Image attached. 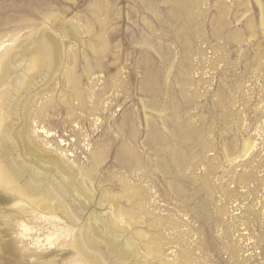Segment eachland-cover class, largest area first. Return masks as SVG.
I'll return each instance as SVG.
<instances>
[{
  "label": "rangeland",
  "instance_id": "obj_1",
  "mask_svg": "<svg viewBox=\"0 0 264 264\" xmlns=\"http://www.w3.org/2000/svg\"><path fill=\"white\" fill-rule=\"evenodd\" d=\"M100 1L0 0V56L23 40L34 47L41 31L63 52L55 72L44 71L18 101L46 115L33 118V129L55 134L31 133L24 159L86 195L69 201L83 210L71 227L19 213L18 197L0 187V264H75L69 243L83 226L104 264H264V0H185L182 16L165 0ZM71 26L76 37H64ZM71 70L86 97L74 117ZM246 141L255 147L244 156ZM124 145L139 163L129 171L118 161ZM132 186L144 190L139 201L129 199ZM133 206V226L116 219ZM105 224L120 232L106 233ZM56 227L64 236L51 247L46 236ZM153 242L164 255L152 253Z\"/></svg>",
  "mask_w": 264,
  "mask_h": 264
},
{
  "label": "bare ground",
  "instance_id": "obj_2",
  "mask_svg": "<svg viewBox=\"0 0 264 264\" xmlns=\"http://www.w3.org/2000/svg\"><path fill=\"white\" fill-rule=\"evenodd\" d=\"M102 1H100V2H102ZM107 3H109V2L107 1ZM144 3H146V2H144ZM164 3L170 4L171 7L174 6L173 7L174 9L173 8L172 9L174 11L175 16H178V15L182 16L184 11H186L188 9L187 8V1H185V0H165ZM101 4H103V2ZM101 6H97L98 7L97 9L99 10V7H101ZM107 8H109L108 4H107V6L101 7V9H100L102 12L101 14H107L108 13ZM92 25H93V23H90V22L88 23L89 27H92ZM62 32L64 34V37H69L71 35H72V37L73 36L76 37V35L73 34V33H76V28H74V26H71L69 31L64 30ZM45 33L46 32H44V31H41L39 33V36L37 38L38 39L37 42H32L34 44V47H32L31 46L32 44L30 43V46H31L30 49L33 48V51H31L29 49V45L24 46L25 42H23L24 41L23 40L21 42L23 43L24 47L21 46L22 44L20 45L18 43L19 46H17V44H16L15 47L13 46L11 51L5 52V54L0 56V86H2L1 82L5 80L3 83V85L5 86V91L0 93V187L5 188L6 191L13 193L14 195H16L18 197L17 199L19 201V205L21 204V207L18 210L19 213H21V214H29L30 213V214H33L35 216L34 217L35 219L44 220V221L50 222V223H52V222L57 223V222H60L61 219H64L66 222H68L71 225V227H73L75 225L77 217L80 215V213H82L83 210L81 207V208H77V209H79V211H77V209L74 208V206H72L69 201L71 198L75 197V194L78 195V197H86V195L83 194L80 186H78L76 184H72L71 179L65 178V177H57V178L51 179L49 169L42 168L41 163L39 161L34 162L33 164H29L24 159L25 154L29 153V151L31 150L30 143H29V138H30L31 133L33 135H39L40 133L41 134L45 133L47 138H52L53 135H55V134L52 135V133H49L48 130H46V131H48V132H46V131H42V130L39 131V129H37V128H36V130H35V128L33 129V127H32V123L34 120L33 118H35V119L43 118L44 120H46V117H45L46 115H44V113H42V115H41V112H40V114H38L37 109H36V113H35L36 115H33L31 112H29V108H28L29 101L24 103L25 102V100H24L22 102L21 106H19V103H18V101H20L22 95L30 89L31 85L36 82L37 78H39L43 74L44 71H47L48 74L55 72V69L57 66L56 63H58V61L56 62V60L58 59L57 57H58L59 53L60 54L63 53V52H60L61 48L57 44L56 36L51 35V34H49L48 36L46 34V36H44ZM100 39H102L101 40L102 43L99 42L100 45L102 44L103 48L106 47V41H105L104 37L101 36ZM28 50H30V53H27ZM28 54L29 55L32 54V56L29 57ZM59 59H61V58H59ZM66 61L69 62L68 60H66ZM70 63H73V61H70ZM59 65H60V63H59ZM57 68H58L57 70L60 69L59 67H57ZM87 69H90V67ZM75 70L69 71L67 74V77H66L68 83L71 84L77 90V93H75V95L72 96V98H73L72 100L75 99V101L78 102L77 103L78 105L73 106V105H70L71 102H69V104L66 103L68 106L67 108L69 110L68 115L73 116V117H74V113H76L75 112L76 110L86 109V108H84L86 105L85 104L86 103V101H85L86 97H85L84 93L78 89L79 78L76 75ZM87 73H88L87 75L92 76V73L90 71L87 70ZM120 86H122V85H120ZM144 87L148 91L149 81L145 82ZM78 91H80V92H78ZM53 102H54V98H53V100L51 99L48 101V106L50 108L54 105ZM20 103H21V101H20ZM52 108H54V106ZM42 109L40 111H42ZM45 109L49 110L48 107H46V105H45L44 110ZM45 111H42V112H45ZM46 112L48 113V111H46ZM46 112H45V114H46ZM33 116H35V117H33ZM127 116H129V115H127ZM75 117H76V115H75ZM127 119L130 121H133L132 117H129V118L127 117ZM16 120H18L17 121V128H15L13 130V128L15 127V124H16V122H15ZM128 135L131 139L134 138V136L136 135L134 128H131L129 130ZM155 136H158V134L157 135L155 134ZM48 141H49V139H48ZM51 141H53V140H51ZM61 141H63V140H61ZM63 143H64V141H63ZM152 143H154V142H152ZM48 144H50V142L47 143L46 145H48ZM56 144H58V143H56ZM48 146H51V144ZM58 147L60 149V146H58ZM244 147H245V152H244V156H245L250 151H252L255 146H254V144L251 143V141H246ZM132 149L130 147L124 145L118 151V161L123 168H127V169L132 168L133 163H136L137 159H136L135 153ZM103 154L104 153H102L100 151L99 154L97 153L95 155V158L93 160L94 161L93 162L94 168H92L93 170H95L96 169L95 167H97L99 164H101V159H102ZM47 160H49L53 164H56V160L53 159L52 157H48ZM119 163H118V165H119ZM122 167H120V168H122ZM93 170H91L90 172H92ZM128 171H129V169H128ZM83 172H85V171H83ZM90 172H89V174H90ZM89 174H87V175H89ZM89 176H91V175H89ZM91 177L93 178L94 175L92 174ZM126 186H127V184H126ZM128 186H127V188H128ZM143 191H141V188H138L135 186L129 187L128 192H131V196L129 199L130 200L136 199V201H139L140 199H142L141 195L143 194L142 193ZM143 195H142V197H143ZM131 201H130V203L132 204ZM136 201L133 202V205L135 204ZM135 206L136 207L139 206V203H138V205H135ZM136 207H134V208L136 209ZM130 208H132V207H130ZM140 208H143V207H140ZM126 210H123L120 208V210L117 213L116 219L117 220L119 219L122 222L124 220V217H125V220L129 219L128 221H130L134 218L138 219L137 214L139 213L140 209L139 210H137V209L136 210H134V209L129 210V208H128V210L127 211ZM134 211H138V213L136 212L137 213L136 216L134 214ZM140 216H143V215H140ZM139 219H141V218H139ZM126 223H127V221H126ZM138 223L142 224L141 222H138ZM129 224L131 226H133L135 223H131V221H130ZM6 226H8V225H6ZM20 227H22L21 229L25 233H29V232L33 231V228L29 227V225L27 223H25L24 221H22L20 223ZM62 230H64V229H59L58 227H56L55 231H53V232L50 231L47 234L46 241H47V243H49L51 245V247L54 244V240L57 239L60 241L62 239V237L64 236L61 233ZM105 231L108 234H111L113 236H117V234L120 232V229L116 228V227H110L107 224H105ZM92 232L93 231L91 230V228L83 226L79 230H77L76 233L73 235L72 242L69 243V246L71 248H73L77 253L76 256H78V257H77V259H75L73 261V262H75V264H104L105 254L97 246L95 239L93 237H91L90 234ZM162 239H163V237H162ZM132 241H133L132 237H129L127 239L128 244L132 243ZM41 242H43V241H41ZM155 242H153V245ZM155 245H154L155 248L152 250V253L155 255H162V254L164 255V253H162L164 251V248L162 249L163 245L162 246H161V244H160V246H158L157 244H155ZM98 255L100 257H98ZM121 257L124 258L125 255L122 254ZM51 261H53V260L51 259Z\"/></svg>",
  "mask_w": 264,
  "mask_h": 264
}]
</instances>
